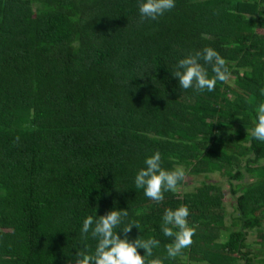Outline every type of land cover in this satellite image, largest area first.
I'll list each match as a JSON object with an SVG mask.
<instances>
[{
	"label": "trees",
	"instance_id": "obj_1",
	"mask_svg": "<svg viewBox=\"0 0 264 264\" xmlns=\"http://www.w3.org/2000/svg\"><path fill=\"white\" fill-rule=\"evenodd\" d=\"M141 2L0 0V264H75L96 246L83 220L111 210L129 212L121 238L138 221L130 241H160L152 258L164 264H264V142L250 135L264 103V0H175L143 22ZM206 47L228 61L229 82L182 90L172 72ZM156 151L201 185L147 198L135 176ZM181 205L196 234L165 259L162 217Z\"/></svg>",
	"mask_w": 264,
	"mask_h": 264
},
{
	"label": "clouds",
	"instance_id": "obj_2",
	"mask_svg": "<svg viewBox=\"0 0 264 264\" xmlns=\"http://www.w3.org/2000/svg\"><path fill=\"white\" fill-rule=\"evenodd\" d=\"M175 6V0H142L139 4L141 22L146 19L157 20ZM201 60L211 66L213 73L211 77L208 70L200 63ZM227 65L228 61L217 51L206 47L179 60L172 75L178 79L182 90L193 88L198 93L205 90L212 92L218 81L229 82L231 73ZM261 94L264 95V89L261 90ZM250 135L264 142V103H260L256 108V120ZM144 164L145 167L135 176V186L137 189H143L144 195L158 204L164 200L165 192H177L180 182L186 179L183 166H177L173 170L162 167L159 151L146 158ZM128 215V210H111L105 215H99L98 218L87 216L83 220L81 235L85 240L90 235L96 241V246L92 252L87 248L77 252L74 258L75 264H164V259L152 258L153 250L160 246L159 240L152 237L144 239L141 236L132 241L128 239V234L133 228L140 230L138 221H132L123 227L121 230L124 238H121L120 231L117 232L116 229ZM189 216L190 211L186 205H181L175 210L165 209L161 231L164 236L172 239V242L165 246L167 253L165 259L183 256V250L192 245L196 229L189 226ZM140 249L145 250L144 255H141ZM203 264H207V261Z\"/></svg>",
	"mask_w": 264,
	"mask_h": 264
},
{
	"label": "rangeland",
	"instance_id": "obj_3",
	"mask_svg": "<svg viewBox=\"0 0 264 264\" xmlns=\"http://www.w3.org/2000/svg\"><path fill=\"white\" fill-rule=\"evenodd\" d=\"M210 179L212 181L220 184L221 189L225 195V208H226L227 212L230 214L231 212L234 211L235 199L230 193L228 178L225 176H222L220 173H218V174L210 175ZM203 180H204V176H195V175L189 174L186 176L184 185L179 187L178 191L181 193L193 192L197 187H199L201 185ZM251 180H252V178L248 174H246L245 179L242 180L241 183H249V182H251ZM233 183L237 184V181H234ZM230 223H231V218L229 217L226 219V224H227L226 226L229 227L228 228L229 232H230V230H232V228H230ZM228 230H224V232L226 233V232H228ZM225 233H224V235H225ZM227 236L228 235H226L225 237L227 238ZM256 240H258L257 233L254 232V233L250 234L248 241L254 242ZM255 250H257V247L253 248V251H255Z\"/></svg>",
	"mask_w": 264,
	"mask_h": 264
},
{
	"label": "crops",
	"instance_id": "obj_4",
	"mask_svg": "<svg viewBox=\"0 0 264 264\" xmlns=\"http://www.w3.org/2000/svg\"><path fill=\"white\" fill-rule=\"evenodd\" d=\"M226 225H227V224H226ZM224 233H225V232H224ZM224 233H223V238L220 239V240H218L219 243H222V242L225 241V236H226L228 233L226 232L227 234L225 233V235H224ZM256 242H258V240L254 241V242H250V243H252V245H253L254 247H257V250H258L259 247H258V245H257ZM257 250H255V251H257ZM255 251H254V252H255Z\"/></svg>",
	"mask_w": 264,
	"mask_h": 264
}]
</instances>
